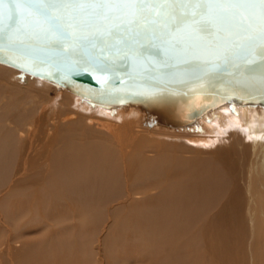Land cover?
<instances>
[{
    "label": "bare ground",
    "instance_id": "bare-ground-1",
    "mask_svg": "<svg viewBox=\"0 0 264 264\" xmlns=\"http://www.w3.org/2000/svg\"><path fill=\"white\" fill-rule=\"evenodd\" d=\"M9 68L0 80L19 82L0 86V102L11 94L0 104V264H264L259 103H222L217 89L203 100L216 106L197 118L202 134L155 143L159 128L192 127ZM49 81L65 89L60 111L35 100L49 99ZM186 143L223 146L189 159Z\"/></svg>",
    "mask_w": 264,
    "mask_h": 264
},
{
    "label": "water",
    "instance_id": "water-1",
    "mask_svg": "<svg viewBox=\"0 0 264 264\" xmlns=\"http://www.w3.org/2000/svg\"><path fill=\"white\" fill-rule=\"evenodd\" d=\"M20 11L13 0L0 4V62L21 69V77L75 88L93 103L141 106L155 123L174 127H190L216 106L203 100L217 89L226 90L222 103L264 107L261 0H169L158 15L66 6L53 22Z\"/></svg>",
    "mask_w": 264,
    "mask_h": 264
},
{
    "label": "rangeland",
    "instance_id": "rangeland-1",
    "mask_svg": "<svg viewBox=\"0 0 264 264\" xmlns=\"http://www.w3.org/2000/svg\"><path fill=\"white\" fill-rule=\"evenodd\" d=\"M9 67H11V68H14L15 70L17 69V68H15V67H13V66H10V65H7V64H4V63H0V69L1 68H7L8 69V71H9V73L11 74L13 71V69H10ZM20 70V69H19ZM21 72V71H20ZM12 75V74H11ZM10 76V75H9ZM41 79V78H40ZM15 81V82H14ZM17 82H19V81H17V80H15V79H13V78H7V79H1L0 80V86H3V87H5V88H9V87H11L13 84H16L17 85ZM48 84H50V86L51 87H49L50 89H49V91H48V97H49V99L47 100L48 101V103H47V101L44 99L43 101H42V99H40V98H36L35 100H36V102H38V104L39 105H45V106H47L48 108L50 107V109L49 110H51L52 109V107L54 106L56 109H58L59 111H60V108H58L59 106H60V104H61V102H62V99H63V95H64V90H61L60 88H58L57 87V85H55L54 83H52V82H48ZM19 86L21 85L22 86V82L21 83H19L18 84ZM61 90V91H60ZM71 92V91H70ZM20 93V92H19ZM18 93V95H19V97L20 96H25L26 94H25V92H21L20 94ZM72 93V92H71ZM7 94V95H6ZM61 94V95H60ZM3 97H2V99H1V102H2V104H1V102H0V104L1 105H3L4 104V102L6 103V102H8V100H11L10 99V96H11V94L7 91V89L3 92ZM72 95L74 96L75 94L74 93H72ZM8 96V97H7ZM58 97L60 98V99H58ZM56 99H57V102H56ZM40 101V102H39ZM46 101V102H45ZM36 102H31L30 103V105L28 104V105H26V106H28L29 108H31V107H34V106H36ZM53 102V103H52ZM49 104V105H48ZM27 107V108H28ZM46 108V107H45ZM257 108H258V110L262 113V112H264V107H263V105H259L258 104V106H257ZM44 110H46V109H44ZM48 110V109H47ZM57 110V112H59ZM54 111V110H53ZM43 112V111H42ZM51 113V111H49V114ZM62 113V112H61ZM64 113V112H63ZM10 126L11 125H13V124H10V123H8ZM198 124V122L197 123H195V125L193 124L192 126H190V127H192V129H189V128H186V129H160L159 127H157V129H158V131L159 132H162V131H164L165 133H161V135H153V136H151L150 134L148 135V136H150L151 137V139L155 142V143H159L161 140V142H163V141H171V142H175L176 140V142H175V144L177 143V144H183L182 142H181V140H178V139H175V140H171V136H175V135H182L183 133H192V134H202L203 132H202V130H201V126H199V124ZM159 126V125H158ZM142 127H146V128H149V127H152L153 129H155V126H152V125H143ZM194 127V128H193ZM33 130L35 129V127H33L32 128ZM169 130V131H168ZM171 133H173L172 135H170ZM165 134H166V140H165V137H162V135L163 136H165ZM169 135H170V137H169ZM163 139H162V138ZM169 137V138H168ZM228 141V140H227ZM229 143V142H228ZM226 144V143H225ZM221 146H223L222 144H219V145H217V146H215V147H205V146H203V145H199V144H195V143H193V144H185V147H186V149L189 151V152H182V153H180V155L181 156H185L186 158H188L189 157V159H204V158H206V157H208V158H211L212 156H213V151L214 150H216L218 147H221ZM195 151V152H194ZM201 151V152H200ZM205 160V159H204ZM28 207V209L30 210V209H32L33 207L32 206H27ZM53 229L54 230H57V226H54L53 227ZM60 229V228H59ZM46 231V230H45ZM53 233V232H55V231H46V233H43V234H38V236L39 237H44L47 233H48V235H50V233ZM51 236V235H50ZM114 236H107L106 237V239L107 238H113ZM54 238H55V236H54ZM97 249H98V247H96L95 249H94V251L95 252H97ZM50 251H57L56 249H49ZM22 252H23V250H22Z\"/></svg>",
    "mask_w": 264,
    "mask_h": 264
},
{
    "label": "snow or ice",
    "instance_id": "snow-or-ice-1",
    "mask_svg": "<svg viewBox=\"0 0 264 264\" xmlns=\"http://www.w3.org/2000/svg\"><path fill=\"white\" fill-rule=\"evenodd\" d=\"M4 0H0V4H3ZM180 3V0H171V5L176 6ZM261 4H264V0H261ZM100 7V8H129L135 9L137 14L144 11L146 8H152L155 14H159L157 9H164L169 6V0H72L70 5H64L57 3V0H13V8L19 15H23L20 10H31L29 14L43 17L48 22H53L57 19L55 11L60 7ZM227 7L239 6V4H233L229 2ZM195 15V14H194Z\"/></svg>",
    "mask_w": 264,
    "mask_h": 264
}]
</instances>
